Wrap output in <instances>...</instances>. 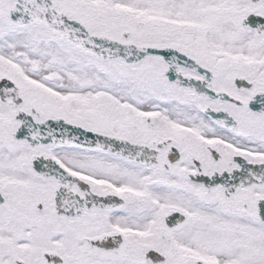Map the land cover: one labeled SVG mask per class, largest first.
I'll list each match as a JSON object with an SVG mask.
<instances>
[{
  "label": "snow or ice",
  "instance_id": "6c2138e0",
  "mask_svg": "<svg viewBox=\"0 0 264 264\" xmlns=\"http://www.w3.org/2000/svg\"><path fill=\"white\" fill-rule=\"evenodd\" d=\"M0 264H264V0H0Z\"/></svg>",
  "mask_w": 264,
  "mask_h": 264
}]
</instances>
